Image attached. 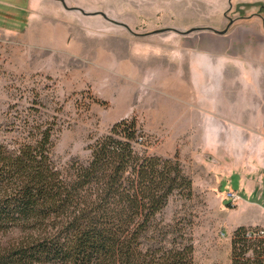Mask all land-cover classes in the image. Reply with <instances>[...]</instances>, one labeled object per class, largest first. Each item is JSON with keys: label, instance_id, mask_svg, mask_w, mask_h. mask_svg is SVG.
I'll return each mask as SVG.
<instances>
[{"label": "rangeland", "instance_id": "obj_1", "mask_svg": "<svg viewBox=\"0 0 264 264\" xmlns=\"http://www.w3.org/2000/svg\"><path fill=\"white\" fill-rule=\"evenodd\" d=\"M261 3L0 0V145L54 123L64 171L136 119L141 150L177 158L194 182L159 221L193 222L195 264H227L237 225L264 219V74L231 48L234 28L208 29L257 26Z\"/></svg>", "mask_w": 264, "mask_h": 264}, {"label": "trees", "instance_id": "obj_2", "mask_svg": "<svg viewBox=\"0 0 264 264\" xmlns=\"http://www.w3.org/2000/svg\"><path fill=\"white\" fill-rule=\"evenodd\" d=\"M55 127L35 123L17 148L0 145V264H195L193 222L159 221L174 197L195 196L177 158L141 150L137 120H123L91 146L87 163L61 171ZM258 231L234 232L231 264H264Z\"/></svg>", "mask_w": 264, "mask_h": 264}, {"label": "crops", "instance_id": "obj_3", "mask_svg": "<svg viewBox=\"0 0 264 264\" xmlns=\"http://www.w3.org/2000/svg\"><path fill=\"white\" fill-rule=\"evenodd\" d=\"M261 4L264 5V3H261ZM259 11H260V8H259ZM255 17H256V20L258 18L257 26L255 25V26H251V27H248L246 29H243V28H241V25H240L241 23H239V22H242L241 20L237 21L235 24H233L234 26L236 25L235 27L233 25L231 26L232 29L233 28L235 29L233 31V33H234V35H236L232 39L231 48L235 52H238V51L241 52L242 51L243 53H247L249 58L256 60V62L258 64V68H261L263 71V74H264V13L259 12V14H257V16H255ZM254 18H252V19H254ZM16 21H17V19H15L14 22H16ZM18 21H19V19H18ZM0 28H3V27L0 26ZM262 96L264 97V93L262 94ZM263 109H264V104H263ZM259 117H262L263 122H264V111H263V113L259 114ZM261 223L264 224V219H263V221L241 223V224L237 225V227L235 229L237 230L240 227L250 228L253 226L260 225ZM230 248L232 249L231 245H230ZM231 249H230V251H231ZM227 264H231V260Z\"/></svg>", "mask_w": 264, "mask_h": 264}, {"label": "water", "instance_id": "obj_4", "mask_svg": "<svg viewBox=\"0 0 264 264\" xmlns=\"http://www.w3.org/2000/svg\"><path fill=\"white\" fill-rule=\"evenodd\" d=\"M63 5H64V7L66 8V9H68V7H67V5H66V3L63 1ZM102 16L104 17V18H107V16L105 15V14H102ZM232 22H231V24L229 25V27L226 29V30H224V31H217V30H213V29H208L209 31H212V32H214V33H216V34H218V35H226L227 33H228V31H229V28L232 26Z\"/></svg>", "mask_w": 264, "mask_h": 264}, {"label": "built area", "instance_id": "obj_5", "mask_svg": "<svg viewBox=\"0 0 264 264\" xmlns=\"http://www.w3.org/2000/svg\"><path fill=\"white\" fill-rule=\"evenodd\" d=\"M254 235L255 234H253V232H250V236H254ZM258 236L261 237V238H264V226L259 228Z\"/></svg>", "mask_w": 264, "mask_h": 264}]
</instances>
